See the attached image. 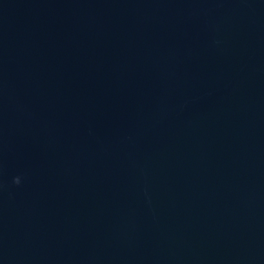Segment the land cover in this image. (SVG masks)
Wrapping results in <instances>:
<instances>
[{"label": "water", "instance_id": "obj_1", "mask_svg": "<svg viewBox=\"0 0 264 264\" xmlns=\"http://www.w3.org/2000/svg\"><path fill=\"white\" fill-rule=\"evenodd\" d=\"M0 264H264V0H0Z\"/></svg>", "mask_w": 264, "mask_h": 264}]
</instances>
